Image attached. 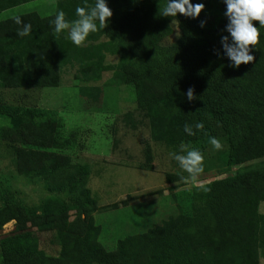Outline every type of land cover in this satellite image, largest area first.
Wrapping results in <instances>:
<instances>
[{
	"label": "trees",
	"instance_id": "trees-1",
	"mask_svg": "<svg viewBox=\"0 0 264 264\" xmlns=\"http://www.w3.org/2000/svg\"><path fill=\"white\" fill-rule=\"evenodd\" d=\"M33 1L37 0H0V14ZM167 2L106 0L113 12L107 27L91 33L81 47L71 42L67 31L55 35L52 20L62 10L66 20L74 21L76 7L95 0H56L54 13L44 17L37 12L15 15L32 26L24 37L17 35L23 25L14 22L15 16L1 20L0 95L6 89H40L53 80L61 83L63 62L87 59L103 36L92 70L93 85L81 86L83 96L97 102L96 85L104 72H112L115 83L132 89L137 109L149 119L154 142L178 149L204 133L213 134L216 125L232 140L233 165L264 158V28L253 21L260 28L259 43L250 49L255 60L230 67L221 43V37L229 35L227 17L215 26L213 19L201 15L195 19L179 13L175 18L158 15ZM202 20L206 21L203 28ZM176 30L180 36L168 42ZM110 52L118 56L117 64H106L105 53ZM189 87L197 97L193 101L186 96ZM0 113L11 118L22 138L26 126L1 98ZM127 118L133 117L127 114ZM197 122L203 123V130H195ZM185 125H192L196 134L189 136ZM33 126L38 128L36 122ZM235 129H239L237 139ZM46 141L44 134L38 135L39 147L16 148V158L20 164L40 165L32 169V176L43 180L50 192L67 198L52 197L38 208L28 207L0 184V264H134L142 258L147 264H264V167L213 181L194 197L191 215L178 208L177 215L119 239L109 251L92 216L98 200L89 188L90 164L47 154L42 150ZM146 156L151 163L149 146ZM50 218L56 221L52 240L59 247L57 255L41 248L36 232L49 229ZM10 222L13 229L3 233Z\"/></svg>",
	"mask_w": 264,
	"mask_h": 264
},
{
	"label": "rangeland",
	"instance_id": "rangeland-1",
	"mask_svg": "<svg viewBox=\"0 0 264 264\" xmlns=\"http://www.w3.org/2000/svg\"><path fill=\"white\" fill-rule=\"evenodd\" d=\"M207 1L200 15L207 21L213 19L217 26L223 19L225 3L223 0ZM55 3L56 0H38L0 16V20L29 12L49 16L55 11ZM177 35L176 30L168 42H174ZM100 40H104L103 36L94 43V53L87 59L63 62L66 70L61 83L53 80L48 87L40 89H6L1 92L2 101L19 114L26 127L20 138L11 118L0 113V184L28 207L38 208L52 197L66 200L67 195L50 192L43 180L32 176V169L40 165L36 162L20 164L16 158V148L36 149L39 147L36 143L38 135L44 134L48 141L42 150L47 154L90 164L89 188L98 200V209L92 216L102 228L101 243L111 251L119 239L160 225L170 216L177 215L178 208L191 215L194 197L205 191L209 184L261 169L264 158L233 165L230 161L232 140L225 129L214 125L213 134L207 132L186 143L204 157V171L196 182L204 187L185 184L181 176L188 174L170 155L179 153L180 147L172 149L153 141L149 119L137 109L129 86L115 83L114 73L107 71L96 85L100 90L97 102L81 93V86L93 85L92 70L100 54ZM105 55L106 64H117L118 56L111 52ZM40 112H45L41 118L38 116ZM127 114L133 117L136 128ZM238 135L239 129H235V139ZM54 137L57 142L51 146L49 143ZM210 137L219 139L223 148L214 150ZM147 146L151 149V163L146 156ZM49 221V229L42 232L36 229V232L41 248L50 255H57L59 247L52 240L56 221L54 218ZM13 227L14 222L8 223L3 233ZM147 263V259L142 258L134 264Z\"/></svg>",
	"mask_w": 264,
	"mask_h": 264
},
{
	"label": "clouds",
	"instance_id": "clouds-1",
	"mask_svg": "<svg viewBox=\"0 0 264 264\" xmlns=\"http://www.w3.org/2000/svg\"><path fill=\"white\" fill-rule=\"evenodd\" d=\"M223 2L226 4L224 15L228 21L225 30L229 35L222 36L221 43L225 54L231 61L229 66L239 68L241 64H248L255 60V57L250 54V49L256 47L259 43L260 28H264V0H223ZM204 8V3L193 4L191 0H168L163 8H159L158 15L175 18L179 13L185 17L195 19L199 17ZM75 14L77 19L69 22L65 19L64 11L61 10L55 15L52 24L54 25L55 35L59 36L60 33L67 31L71 42L75 46L81 47L91 33L107 27L113 12L106 0H95L92 5H78ZM13 20L17 25H23L17 31L18 36L24 37L30 34L31 24H24L20 16L13 17ZM253 21H259L260 28L255 27ZM205 24L206 21L202 20L200 27L203 28ZM177 36H180V33ZM229 40H231V43H229ZM186 96L189 101L197 98L194 95L193 87H189ZM194 128L196 131H200L203 130L204 125L202 122H197ZM184 131L189 136L196 134L192 125H185ZM210 144L214 150L223 148L221 141L216 137H210ZM170 155L178 163L179 168L188 174L187 176H181V180L185 184L191 183L198 187H204L202 184H196L198 177L204 171V157L198 150L190 149L182 143L180 152H173Z\"/></svg>",
	"mask_w": 264,
	"mask_h": 264
},
{
	"label": "crops",
	"instance_id": "crops-1",
	"mask_svg": "<svg viewBox=\"0 0 264 264\" xmlns=\"http://www.w3.org/2000/svg\"><path fill=\"white\" fill-rule=\"evenodd\" d=\"M37 1H38V0H37ZM33 2H35V1H33ZM29 3H32V2H29ZM29 3H27V4H29ZM24 5H26V4H24ZM17 8H19V7H16V8H13V9H9V10L3 12L2 14H0V16L9 15V14H11L13 11H15V9H17ZM12 17H13V16H12ZM8 18H9V17H8ZM4 19H7V18L5 17V18H3L2 20H4ZM0 21H1V20H0Z\"/></svg>",
	"mask_w": 264,
	"mask_h": 264
}]
</instances>
